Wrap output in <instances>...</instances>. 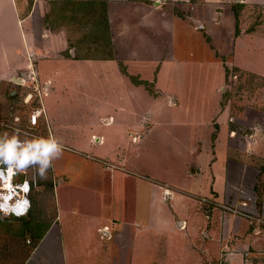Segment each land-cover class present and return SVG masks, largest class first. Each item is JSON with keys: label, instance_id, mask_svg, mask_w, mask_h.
Returning <instances> with one entry per match:
<instances>
[{"label": "crops", "instance_id": "1", "mask_svg": "<svg viewBox=\"0 0 264 264\" xmlns=\"http://www.w3.org/2000/svg\"><path fill=\"white\" fill-rule=\"evenodd\" d=\"M252 7L264 0H0V102L33 65L64 146L39 178L54 214L32 264H264V130L240 139L212 58L226 40L264 76L249 47L264 38L236 30ZM186 64L215 69L204 100ZM242 202L261 222L216 206Z\"/></svg>", "mask_w": 264, "mask_h": 264}, {"label": "rangeland", "instance_id": "2", "mask_svg": "<svg viewBox=\"0 0 264 264\" xmlns=\"http://www.w3.org/2000/svg\"><path fill=\"white\" fill-rule=\"evenodd\" d=\"M240 16L237 32L252 33L254 36L264 38V7L249 8ZM179 41L182 42V40ZM206 41L209 42L210 40ZM213 41H215V46L212 50L214 49L213 51L216 54H213L212 58L219 59V64H221L224 72V80L221 86L224 89L222 100L230 110V119L233 122L237 120L235 126L238 134L241 135L240 139L243 135L261 132L264 130V76L250 73L247 69L235 65L231 53L228 50L224 52L229 42L226 43V40ZM249 47L264 49V40L254 41L249 44ZM92 48L94 52L97 51L95 47ZM254 55L256 54H252V56ZM252 61L258 63L259 59L255 56ZM182 69L185 75L183 85L203 89L196 93L187 91L188 98L193 99L198 96L204 100V90L209 91L216 84L218 76L215 69L202 64L195 66L186 64ZM34 71L35 69L32 65L29 71L16 76L15 78L24 80V82H13L15 96H12L8 101L2 98L0 102V133L5 131L11 133L13 129L18 128L33 136H47L50 134L49 126L46 123L48 119L44 112L37 118L36 123L33 124L31 122L30 116L32 110L38 107L39 95H41L42 101L39 107L44 110L43 102L50 89V84L46 83V81L42 82V79L38 78ZM200 72H203V74ZM31 77H34L35 81H32ZM43 88H47L45 93ZM144 88L152 92V87L145 85ZM29 93L32 94V98L29 102H25V97ZM195 100L198 101L197 98ZM147 105L144 103L143 108L147 107ZM149 142L150 139L146 140L145 145ZM33 171L30 168L27 173L20 174L14 178V183L16 184L22 183L25 179L29 180L28 199L33 198L35 206L31 203V206L27 208L25 217L22 218L26 219L19 220V217L16 218V216L11 214L7 216L0 214V264L44 262V252L43 249H38V242L41 233L49 225L53 217L54 209L49 190L44 188L40 191L39 177H36L35 181H33ZM241 204H245L243 208H246L245 202Z\"/></svg>", "mask_w": 264, "mask_h": 264}, {"label": "clouds", "instance_id": "3", "mask_svg": "<svg viewBox=\"0 0 264 264\" xmlns=\"http://www.w3.org/2000/svg\"><path fill=\"white\" fill-rule=\"evenodd\" d=\"M63 144L53 134L33 136L21 129L11 133H0V214L17 215L18 205H24V212L31 206L28 199L29 180L21 184L13 183V178L33 169V181L36 177L45 179L52 161L63 152Z\"/></svg>", "mask_w": 264, "mask_h": 264}, {"label": "built area", "instance_id": "4", "mask_svg": "<svg viewBox=\"0 0 264 264\" xmlns=\"http://www.w3.org/2000/svg\"><path fill=\"white\" fill-rule=\"evenodd\" d=\"M30 79L32 81H35L34 77H31ZM14 82L23 83L24 80H20L18 78H14ZM46 90H47V88H43V92L44 93L46 92ZM31 98H32V94L31 93L27 94V96L25 97V102H29ZM38 101H36V102H38L37 104H38V107H39V104L41 105V102H42L41 101V95H39V100ZM38 107H36L35 109L32 110V113H31V116H30L31 117V122L33 124L36 123L37 118H39L41 116V113L44 112V110H42V109H40V107L39 108ZM14 178H13V183H14ZM17 184H21V183H17ZM20 205H22V204H20ZM216 206L220 207L221 210L229 212V213H232L234 215L243 216V217L249 218L252 221L261 222V220H259L258 218L254 217V216H251L248 213V211H246V209L243 208V207H245V204H241L242 208H241V206H235V205H231V204L230 205H228V204H217ZM20 213H24V214H22V215L21 214H17V215H14V216H16L18 218V217H22V216L25 215L24 205H23V209L20 211Z\"/></svg>", "mask_w": 264, "mask_h": 264}, {"label": "bare ground", "instance_id": "5", "mask_svg": "<svg viewBox=\"0 0 264 264\" xmlns=\"http://www.w3.org/2000/svg\"><path fill=\"white\" fill-rule=\"evenodd\" d=\"M23 209V205H18L15 209L17 213H20V211Z\"/></svg>", "mask_w": 264, "mask_h": 264}, {"label": "trees", "instance_id": "6", "mask_svg": "<svg viewBox=\"0 0 264 264\" xmlns=\"http://www.w3.org/2000/svg\"><path fill=\"white\" fill-rule=\"evenodd\" d=\"M23 217H25V215L22 216V217H19V220H24V219H26V218L22 219ZM16 218H17V217H16Z\"/></svg>", "mask_w": 264, "mask_h": 264}]
</instances>
